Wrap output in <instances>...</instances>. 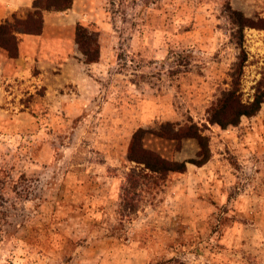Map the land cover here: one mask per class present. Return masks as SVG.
Instances as JSON below:
<instances>
[{"label":"rangeland","instance_id":"374dc122","mask_svg":"<svg viewBox=\"0 0 264 264\" xmlns=\"http://www.w3.org/2000/svg\"><path fill=\"white\" fill-rule=\"evenodd\" d=\"M72 5L63 33L86 27L97 61L75 40L0 47V264H264V103L236 126L207 120L231 73L243 100L264 76V0ZM228 7L252 23L241 44ZM189 118L209 137L203 165L160 175L127 159L139 127L146 148L195 157V139L158 134Z\"/></svg>","mask_w":264,"mask_h":264},{"label":"trees","instance_id":"16d2710c","mask_svg":"<svg viewBox=\"0 0 264 264\" xmlns=\"http://www.w3.org/2000/svg\"><path fill=\"white\" fill-rule=\"evenodd\" d=\"M72 4L73 0H34V10L28 12L24 17L19 18L12 14V21L5 20L0 23V47L6 51L8 57H17L18 39L16 32L39 34L42 31L43 11H65L70 9ZM228 15L237 27L233 34L236 35L238 43L241 44L244 27L251 26L252 23L241 11L231 7H228ZM74 40L83 55L85 63L97 61L99 49L97 45L91 44L87 28L79 23L75 26ZM235 70L237 71V68ZM239 70L240 66H238V72ZM172 72L176 74L179 69H174ZM263 103L264 76L256 83L251 99L243 100L239 89V73L233 72L231 73L230 87L222 92L218 101L208 110L207 120L209 123L216 124L223 129L228 126H236L242 116L250 117L255 115ZM204 130L205 127L203 125H199L189 118L187 122L179 125L176 129L170 128L167 131L158 133L161 136L177 141L178 147L183 138L196 140L198 149L195 157L178 161L164 157L154 150L146 148L142 143L144 129L139 127L131 136L127 159L141 164L144 168L160 175H165L170 171L183 172L187 163L201 166L210 158L209 137Z\"/></svg>","mask_w":264,"mask_h":264},{"label":"crops","instance_id":"0c3cea01","mask_svg":"<svg viewBox=\"0 0 264 264\" xmlns=\"http://www.w3.org/2000/svg\"><path fill=\"white\" fill-rule=\"evenodd\" d=\"M33 1L0 0V22L11 20L12 14L19 18L24 17L34 10ZM78 16L80 10L74 5L65 11H43L42 31L39 34L16 32L19 55L24 57L25 52L36 53L38 50L50 49L53 45L59 49L68 48L69 42L75 45L74 38L64 34V31L73 28ZM51 30L55 33L50 32Z\"/></svg>","mask_w":264,"mask_h":264}]
</instances>
